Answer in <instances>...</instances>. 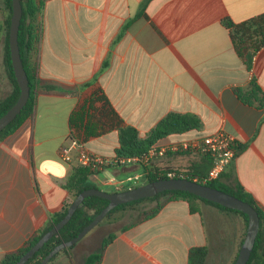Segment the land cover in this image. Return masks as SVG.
I'll return each mask as SVG.
<instances>
[{"label": "crops", "instance_id": "1", "mask_svg": "<svg viewBox=\"0 0 264 264\" xmlns=\"http://www.w3.org/2000/svg\"><path fill=\"white\" fill-rule=\"evenodd\" d=\"M3 5L0 102L14 88L5 64ZM263 13L264 0H46L35 115L0 139V263L74 200L64 184L79 161L64 160L60 148L69 142L70 114L99 88L141 136L171 112L202 120L201 129L168 135L158 146L226 131L237 153L217 181L242 185L264 209V47L249 70L224 23ZM252 80L255 93L249 92ZM119 146L113 131L91 138L83 149L113 159ZM211 164L207 154L169 150L148 166L94 169L89 181L119 191L148 169L205 177ZM133 207L118 211L121 224L98 264H189L192 248L214 251L218 244L229 245L225 262L233 264L246 236L242 214L200 199L166 202L152 217L144 216L146 205ZM71 255L54 264H84L87 256L78 262L80 253Z\"/></svg>", "mask_w": 264, "mask_h": 264}, {"label": "trees", "instance_id": "2", "mask_svg": "<svg viewBox=\"0 0 264 264\" xmlns=\"http://www.w3.org/2000/svg\"><path fill=\"white\" fill-rule=\"evenodd\" d=\"M3 1L8 12L5 64L14 88L12 92L0 102V117H2L15 104L21 92L14 74L9 46L10 24L13 13L12 0ZM21 1L23 4V17L19 31V44L23 64L29 77L30 97L21 113L18 114L13 122L0 132V139L15 133L28 119L33 118L37 106L39 82L37 54L42 36L41 16L46 0ZM144 7L145 6L143 5L142 9H144ZM224 23L230 29L232 41L237 53L244 60V63L250 70L255 55L264 47V13L241 22H234L231 18H226ZM258 90V84L255 80H252L249 92L255 93ZM241 96L244 98L243 95ZM69 125L70 136L82 143L87 142L91 138L117 131L119 134L120 146L116 150V157L122 158L132 155H140L148 151L152 146L156 145L157 142L168 135L184 133L192 129H201L203 123L200 117L195 114L171 112L162 118L146 136H141L136 127L126 123L113 106L105 91L102 88H99L72 111L69 117ZM92 170L93 169L90 166H74L70 176L64 184V188L76 197L83 190L94 187L89 181V175ZM148 170L149 171L146 172L144 176L145 182L155 181L161 178H169L167 176L168 171ZM185 177L202 183L205 182L204 176H195L186 172ZM205 183L234 194L256 208L260 216V227L254 249L247 264H264V209L240 184H237L235 188H229L219 183L217 180L206 181ZM179 199L189 200L190 202L194 199H200L215 204L221 208L237 212L245 217L246 225H248V215L246 213L223 206L184 190H166L153 197L121 204L112 209L104 220L111 218L116 211H119L123 207L133 206L147 200L153 201L155 204L145 211L144 216L152 217L159 212L166 202ZM108 203L109 201L107 199L99 196L86 197L82 206L75 211L70 221L56 235L47 241L25 264H40L42 259L58 244L77 236L79 232H81V230H83V228L108 205ZM70 205L71 203H67L62 210L52 214L43 228L29 238L23 247L6 255L0 264H15L48 230L64 218ZM191 209L192 211L196 210L193 205L191 206ZM114 238V232H110L104 237L100 249L89 253L85 257L84 264H98L103 257L105 248ZM242 243L243 240L241 245ZM75 246L76 244L58 252L48 264L55 262L61 254L65 255L64 257H72L71 254ZM211 253L212 252L209 251L208 247L205 246L192 248L189 255V264H209Z\"/></svg>", "mask_w": 264, "mask_h": 264}, {"label": "water", "instance_id": "3", "mask_svg": "<svg viewBox=\"0 0 264 264\" xmlns=\"http://www.w3.org/2000/svg\"><path fill=\"white\" fill-rule=\"evenodd\" d=\"M12 7L13 13L10 24L9 46L14 74L21 92L15 104L2 117H0V132L13 122L18 114L21 113L30 97L29 77L23 64L19 44V31L23 17L22 1L12 0ZM166 190L188 191L223 206L246 213L248 215L246 236L234 264L248 263L254 249L260 227V216L256 208L234 194L219 188L190 178L177 177L161 178L119 191L103 190L96 187L83 190L74 198L64 218L48 230L27 252L20 257L15 264H25L30 258H32L47 241L56 235L70 221L75 211L82 206L86 197L99 196L107 199L109 203L87 226L83 228V230H81V232H79L77 236L58 244L42 259L40 264H48L58 252L77 244L94 228H96L115 207L143 198L153 197Z\"/></svg>", "mask_w": 264, "mask_h": 264}, {"label": "built area", "instance_id": "4", "mask_svg": "<svg viewBox=\"0 0 264 264\" xmlns=\"http://www.w3.org/2000/svg\"><path fill=\"white\" fill-rule=\"evenodd\" d=\"M69 142L62 145L60 148V156L71 162L79 161V165L90 166L94 169H101L106 166L114 165H133L138 164L148 166L152 159L156 156L165 155L167 151H198L207 154L211 158V168L205 176L204 181L218 180L224 173L226 167L235 158L237 150L235 148V140L224 130H218L215 133L203 137H196L186 139L170 145H154L148 151L140 155H132L122 158L107 159L102 156L89 152L83 149L84 143L68 136ZM186 172L171 170L167 172L169 178L185 177ZM140 177H132V179H139ZM203 182V183H205Z\"/></svg>", "mask_w": 264, "mask_h": 264}, {"label": "rangeland", "instance_id": "5", "mask_svg": "<svg viewBox=\"0 0 264 264\" xmlns=\"http://www.w3.org/2000/svg\"><path fill=\"white\" fill-rule=\"evenodd\" d=\"M3 10H4V5L3 1L0 0V20L2 19L3 16ZM91 183V182H90ZM145 183V179L141 178L137 182H133L131 185L132 187H136L138 185H141ZM124 190V189H123ZM155 203L153 201H143L141 203H137L133 205V208H142L144 205H146L149 208H151ZM126 208V207H123ZM116 216H118V211H116L111 218L105 219L100 225H98L96 228H94L88 235H86L82 241L76 244L75 250L76 252L80 253L78 257V262L81 261L82 257L86 256L88 253L97 251L100 249L101 242L104 237H106L110 232H114L115 229L121 224V221H118ZM115 218V219H113ZM217 247V248H216ZM229 245H224V244H218L215 245L213 250L211 251L212 253L210 254V263L209 264H227L225 262V257L227 255V249ZM60 256H65V255H60ZM59 256V257H60ZM58 257V258H59ZM54 264V262L52 263ZM230 264V260L229 263Z\"/></svg>", "mask_w": 264, "mask_h": 264}]
</instances>
